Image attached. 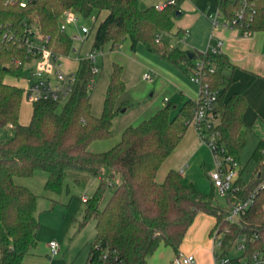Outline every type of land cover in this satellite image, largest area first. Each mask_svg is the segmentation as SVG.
<instances>
[{"label":"trees","instance_id":"1","mask_svg":"<svg viewBox=\"0 0 264 264\" xmlns=\"http://www.w3.org/2000/svg\"><path fill=\"white\" fill-rule=\"evenodd\" d=\"M0 0V128H10L13 137L0 143V264H22L39 246L40 221L38 197L28 187L18 185L16 178H29L36 172L47 175L45 189L60 194L67 178L76 173L97 178L94 194L85 203L83 226L96 222V240L91 244L86 264H149L161 247L180 254L181 245L197 215L215 218L214 229L223 232L222 254L236 249L246 237L245 250L232 258L264 256V140L251 157L254 175L249 184L242 179L238 198L229 197V205L248 200L254 202L238 222L227 220L229 208L215 204L193 184H186L182 174L170 170L163 182L156 180L158 170L178 147L194 118L197 103L183 99L181 105L166 102L152 117L136 126H129L121 140L110 150L94 153L89 150L96 141H108L128 104L117 106L126 90L123 67L113 65L101 116L92 113L91 82L96 76L91 60L82 58L74 74L72 92L66 102L40 100L32 103L31 120L21 124L19 117L24 89L10 84L7 77L27 76V49L19 38L29 30L50 37L48 47L58 55L68 56L75 40L63 31L65 13L92 21L93 26L82 41L80 51L103 52L107 44L112 50L130 39L132 50L143 44L160 59L182 68L192 75L196 61L204 62L203 80L218 91L216 112L217 142L226 155L240 163L246 146L244 114L247 101L239 93L227 97L233 82L235 66L221 52L182 50L162 40L163 33L175 27L174 5L162 10L156 6L141 8L140 0ZM181 1V0H178ZM193 1V0H191ZM225 23L248 34L264 32V0H216ZM103 13H107L101 19ZM13 33L12 41H3L4 33ZM179 35V33H178ZM193 54V58L190 55ZM101 69L100 64L98 65ZM214 72L210 73L209 69ZM178 108V110H177ZM177 110L176 113H174ZM118 175L120 183L111 177ZM113 193L105 202L106 193ZM212 230V231H213Z\"/></svg>","mask_w":264,"mask_h":264},{"label":"rangeland","instance_id":"2","mask_svg":"<svg viewBox=\"0 0 264 264\" xmlns=\"http://www.w3.org/2000/svg\"><path fill=\"white\" fill-rule=\"evenodd\" d=\"M171 1L173 0H140V6L141 8L145 9L151 6L167 5ZM174 1L175 5L173 7V10L175 16L177 12H183L185 3H188L190 6L199 3L202 8L200 12L204 14V17H207L209 14L217 13V11L215 10L216 0ZM185 11L187 12L188 10L185 9ZM106 14L107 13H103L101 19L104 18ZM220 22H224L223 17H220ZM82 26L90 29L93 26V22L90 20L79 18L74 23L67 25L66 33L71 37L74 35H81L83 37V35L80 33ZM195 28L196 27H194L191 31V33L194 35V38H196V43L195 45H193L195 47L193 48H197V50L203 51L205 50V40H203L205 34V26L204 24L199 23L197 28ZM161 37L164 42L168 43L172 47H178L179 49L187 50L188 44L183 41V34L178 35L177 32L172 31L171 33H163ZM125 40L121 43V45H123ZM79 45H77V42H75V48H79ZM121 45L119 46V48L121 47ZM110 49L111 45L107 44L103 49L104 54L98 56L97 61L99 62L101 67L106 55L111 53ZM138 49L142 50L145 55H148V57H150L151 55L160 59L156 54L149 52L143 44H138L135 52ZM67 59L69 62H71L70 64H68V68L72 70L74 74L76 69L73 70V68H76L77 63L80 60V56L77 53L72 52L67 57ZM138 60L140 61V59ZM134 65L135 64L128 61L126 67L128 70L133 72V69L135 68ZM149 66L150 65H148L147 68H150ZM34 67L36 66L34 65ZM174 67L176 69H179L177 66ZM179 70L185 76L184 79L186 80V83L189 85V87L193 90L194 96H199L200 86L196 84L192 80L191 76L185 73L183 69L180 68ZM64 71L67 73L66 68H64ZM100 71L102 72L103 68H101ZM99 74L100 75L96 76L95 78V84L91 88L90 94H94L98 90L97 80L100 78L99 76H101V73ZM6 81L10 84H14L20 87H25L26 84L23 78L16 79L10 76L7 77ZM173 84L179 86L178 83L174 81ZM181 90L169 87L167 89L162 88L160 89V91H158V93H155L154 89L146 91V87L143 84L137 83L136 86L132 88V91H128V97L142 98L143 92L145 91L147 92L146 99H142L141 101H139L138 99H134L135 101H130L131 99H128L129 102L125 104H128L131 107H138L140 105H146L147 100L151 99H153L151 100L153 102H158L160 100L164 103V98L167 97L170 102H172L174 105H177L179 108L182 100ZM104 92L106 94V91ZM126 93L127 91H125L123 95L118 98L117 103L124 96V94L126 95ZM65 102L66 98H64L60 102L59 109ZM177 110L174 113H176ZM31 113L32 102H30L24 96L19 117L20 122H30ZM244 119L247 124L245 134L246 146L240 156V165L242 169V179L246 182V184H249L254 175V163L251 161V157L258 147L259 142L261 140H264V103H253L252 106H249L248 104ZM195 130V125L192 123L178 147L166 159L164 167L171 166V168H173L174 170L182 173L183 181L186 184H193L200 193L211 197L215 204L227 209L229 208L227 198L221 197L219 195V193L213 187V182L210 176L211 173L216 169L212 151L206 144V142L200 139L198 135H194ZM12 137L13 132L10 128H0V143L7 142ZM114 139H116L115 135H113V137L108 141H113ZM76 175L78 174H70V176L65 181L63 190L60 194L51 193L45 189L47 175L44 172H36L32 177L29 178L15 179L18 185L30 188L38 197L37 216L40 221V229L38 232L39 246L36 252L29 257H42L48 259V257L50 256L52 257L50 261H54L53 264H86L91 244L96 240V222L94 221V219H92L81 226L85 208L83 198L85 196L89 198L94 194L99 181L97 178L87 179L85 178L86 176H82L83 178L81 179V184L77 185L75 182ZM111 181L113 183H120L121 179L118 175H113L111 177ZM112 193V190L107 191L104 202L105 204L110 199ZM210 235L211 232L208 233L207 239L211 244ZM50 241H56L59 244L60 251L56 256L47 255L48 244ZM198 243L199 242H197V240H190V242L184 249L193 251V249L198 246ZM186 250H182L183 255H189L187 254ZM201 254L208 256L210 264H213L210 252L201 251ZM215 254H217L218 256L223 255L222 250L218 247H215ZM239 255H241V252L233 249L229 253H227V255H224V257L234 258ZM28 258L26 257L23 260L22 264H26ZM175 258L176 256L173 258V260ZM173 260L171 264H173Z\"/></svg>","mask_w":264,"mask_h":264},{"label":"crops","instance_id":"3","mask_svg":"<svg viewBox=\"0 0 264 264\" xmlns=\"http://www.w3.org/2000/svg\"><path fill=\"white\" fill-rule=\"evenodd\" d=\"M215 5V10L218 12L217 3ZM159 6L162 5H158L156 7ZM184 7L185 8H183L181 16L174 17L175 27L173 31L177 32V34L179 33L183 35L185 31L190 33L187 40L183 39V41L188 44L187 50H197V48H193L195 47L193 45L196 43V38H194L191 31L194 27L197 28L199 23L204 24L205 34L203 40H205V50L202 52H206L213 47H217V45L221 42L219 51L226 54L235 66L232 74L233 82L228 89L227 97L233 93H239L244 96L249 106H252L253 103H264V32L246 35L242 29L226 25L225 20L223 23L220 22L217 29H213L210 16L214 14H209L207 17H204V14L200 12L202 8L199 3L191 6L188 3H185ZM185 9L188 11L186 12ZM77 45H79V48L81 47L80 42H77ZM131 47L132 44L130 39H126L120 48L116 50L110 49L111 53L106 55L105 60H103L101 67L103 68V71H100L101 76H99L100 78L97 80L98 90L94 94H90L92 113L95 116L99 117L103 112V105L106 96L104 91H107L114 64H118L123 67L122 78L126 84L125 91H127L126 95L124 94V96L119 100L117 106L129 102L128 99H131L130 101H135L134 99H138L139 101L146 99L147 92L145 91L143 92L142 98L128 97V91H132V88L135 87L137 83L143 84L146 87V91L154 89L155 93H158V91L162 88L167 89L171 87L180 90L182 89V100L190 99L196 101L199 98L200 93L199 96H194L193 90L184 79L185 76L179 70L180 67H178L179 69H176L174 65L167 61L158 59L157 57L151 55L148 57V55H145V53L139 49L135 52V50H132ZM103 54L104 51L101 52L100 55ZM138 59H140V61ZM128 61L135 64L133 72L128 70L126 67ZM64 62V68H66L67 72L73 73L72 70L68 68V64L71 62H69L67 58H65ZM78 65L79 61L76 68L74 67L73 70H77ZM148 65H150V68H147ZM146 73L152 74L153 78L151 81L144 79V75ZM173 81L178 83L179 86L173 84ZM166 99L167 97L164 98V103L160 100L158 102H153L151 101L153 99H151L147 100L146 105L143 106L140 105L138 107H131L129 105V108L121 114L117 121V126L114 132L116 139L113 141H96L90 145L89 150L94 153H101L110 150L119 142V140H121V135L126 128L129 126H136L142 121L152 117L157 111L161 110L165 106ZM28 123L29 122L26 121L24 123L21 122V124L24 125H27ZM245 125L247 126L246 122ZM194 135H198L196 130ZM164 163L156 175V180L158 182H163L170 170L173 169L171 166L164 167ZM215 222L214 217L204 213H199L186 234L180 248V253L182 254V250H186L184 248H186L190 240H197V242H199L198 246H196L193 251L186 250L187 254L194 255L199 264H210L208 256L201 254V251L210 252L212 263L214 264L213 245L212 242L210 244L207 239V235L211 232L210 230L214 228ZM47 255H50L49 247ZM174 257L175 255L171 249L161 246L149 259V264H171ZM51 259L52 257L50 256L48 259L42 257H29L26 264H53L54 261H50Z\"/></svg>","mask_w":264,"mask_h":264},{"label":"built area","instance_id":"4","mask_svg":"<svg viewBox=\"0 0 264 264\" xmlns=\"http://www.w3.org/2000/svg\"><path fill=\"white\" fill-rule=\"evenodd\" d=\"M28 1V0H27ZM169 4L175 5V1H171ZM26 5V0L21 2V6ZM168 5V4H167ZM166 5L157 7L162 10ZM219 12L210 16L213 29H217L220 25ZM78 18L71 12L65 13V22L62 24L61 28L66 31L67 25L74 23ZM95 21V18H92ZM227 25V24H226ZM0 29H3L2 24H0ZM90 29L82 26L80 33L83 35L72 36L75 42H80L87 37ZM247 35L248 33L245 32ZM190 36L188 31L184 32V39L187 40ZM14 39L13 33L5 32L3 36V41H12ZM50 37L39 36L36 32L29 30L28 35L19 38L20 45L25 46L27 49L28 57L26 64V74L23 78L25 81L24 96L30 102L34 103L40 100H49L60 103L64 98L66 100L69 98L72 92V86L74 83V74L66 73L64 71V60L68 56L55 54L49 47ZM221 42L217 47L210 49L211 52H220L219 48ZM72 52L77 53L82 58L91 60L94 64L98 65L97 58L101 52L93 51L81 53L80 48H75ZM79 60V62H80ZM34 65L36 67H34ZM94 66L93 73L98 75L100 73V67ZM204 62L201 59L196 61L195 70L191 75L192 80L200 86V96L196 100L197 109L195 111L192 123L195 125L196 131L200 139H202L210 147L214 160L216 169L211 173V179L213 182V187L219 193L221 197H229L236 199L238 198V193L240 192V184L238 180L240 178L241 165L235 161L231 156L226 155L225 149L217 142V132L216 126L218 124L219 118L216 112V105L218 100V91H213L209 84L204 82L203 77L207 72L205 70ZM210 73L214 72L213 68L209 69ZM153 78L152 74L146 73L144 75L145 80L151 81ZM95 80L90 84L93 87ZM168 102V99H166ZM191 123V124H192ZM264 155V150L262 151ZM182 174V173H181ZM254 195H252L248 200L239 202L237 204L229 205L230 210L227 215V220L233 223L238 222V220L244 216L251 205L254 202ZM88 199L87 196L83 198L84 201ZM223 235L224 233L219 231V229H214L211 231L210 239L213 245L214 254V264H264V256L262 254H254L251 258L239 259L236 258H225L224 255L218 256L215 254V247L222 249L223 245ZM246 237H242L237 245V250L243 253L245 250ZM49 252L51 256H56L60 247L56 241H50L48 244ZM173 264H199L194 255H183L179 254L173 260Z\"/></svg>","mask_w":264,"mask_h":264},{"label":"water","instance_id":"5","mask_svg":"<svg viewBox=\"0 0 264 264\" xmlns=\"http://www.w3.org/2000/svg\"><path fill=\"white\" fill-rule=\"evenodd\" d=\"M179 16H181V12L176 13V17H179ZM190 57L193 58V54H191ZM123 112H125V110H123Z\"/></svg>","mask_w":264,"mask_h":264}]
</instances>
